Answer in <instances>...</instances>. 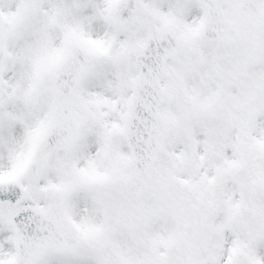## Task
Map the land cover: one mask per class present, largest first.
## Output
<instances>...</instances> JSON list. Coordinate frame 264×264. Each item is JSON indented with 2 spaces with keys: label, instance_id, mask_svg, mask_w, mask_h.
I'll return each mask as SVG.
<instances>
[{
  "label": "snow or ice",
  "instance_id": "obj_1",
  "mask_svg": "<svg viewBox=\"0 0 264 264\" xmlns=\"http://www.w3.org/2000/svg\"><path fill=\"white\" fill-rule=\"evenodd\" d=\"M0 264H264V0H0Z\"/></svg>",
  "mask_w": 264,
  "mask_h": 264
}]
</instances>
